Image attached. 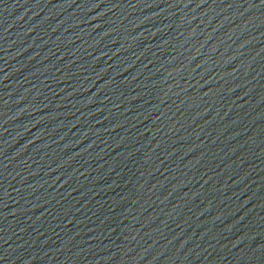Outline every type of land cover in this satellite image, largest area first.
<instances>
[{
	"label": "water",
	"instance_id": "95a60500",
	"mask_svg": "<svg viewBox=\"0 0 264 264\" xmlns=\"http://www.w3.org/2000/svg\"><path fill=\"white\" fill-rule=\"evenodd\" d=\"M0 264H264V0H0Z\"/></svg>",
	"mask_w": 264,
	"mask_h": 264
}]
</instances>
